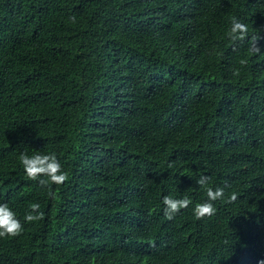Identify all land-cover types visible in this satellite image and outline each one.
I'll list each match as a JSON object with an SVG mask.
<instances>
[{"label":"trees","instance_id":"obj_1","mask_svg":"<svg viewBox=\"0 0 264 264\" xmlns=\"http://www.w3.org/2000/svg\"><path fill=\"white\" fill-rule=\"evenodd\" d=\"M21 153L68 181L41 188ZM202 175L225 195L196 219ZM165 196L192 203L169 220ZM0 203L23 224L0 264L264 260V0H0Z\"/></svg>","mask_w":264,"mask_h":264},{"label":"clouds","instance_id":"obj_2","mask_svg":"<svg viewBox=\"0 0 264 264\" xmlns=\"http://www.w3.org/2000/svg\"><path fill=\"white\" fill-rule=\"evenodd\" d=\"M75 22L76 18H70ZM229 38L233 41H243L248 36V25L242 23L236 17L231 20V28L228 33ZM260 36L253 35L251 37V47L249 51L252 54L260 52L257 41ZM243 65L245 60H241ZM238 74V73H236ZM19 160L23 166L24 172L29 180L37 181L41 188H47L49 184L62 185L69 179L67 172L62 170L60 162L57 160L55 154H34L29 156L27 153H21ZM171 167V165H169ZM40 177H47L48 179H38ZM210 177L202 175L196 183L206 190L207 201L195 205L194 213L196 219H203L211 217L216 213L215 201L224 199V188L216 187L215 189L207 187ZM48 195L54 197L55 193L48 189ZM238 199L237 193L233 192L228 196L227 203H233ZM192 201L188 197L174 199L169 196L163 198L165 205L164 213L167 219L171 220L181 210L188 208ZM30 211L24 216V221L31 223L44 219L45 213L41 211L39 203L30 204ZM23 232V224L17 218L16 213L9 207L7 203H0V238L16 237ZM264 264V260L258 262Z\"/></svg>","mask_w":264,"mask_h":264}]
</instances>
